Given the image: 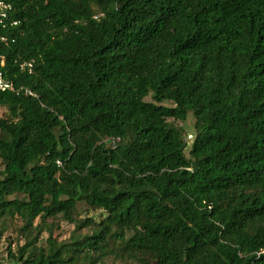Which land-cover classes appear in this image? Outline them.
Instances as JSON below:
<instances>
[{"label":"trees","instance_id":"16d2710c","mask_svg":"<svg viewBox=\"0 0 264 264\" xmlns=\"http://www.w3.org/2000/svg\"><path fill=\"white\" fill-rule=\"evenodd\" d=\"M3 1L0 264H264V0Z\"/></svg>","mask_w":264,"mask_h":264},{"label":"rangeland","instance_id":"374dc122","mask_svg":"<svg viewBox=\"0 0 264 264\" xmlns=\"http://www.w3.org/2000/svg\"><path fill=\"white\" fill-rule=\"evenodd\" d=\"M147 101H150V99H147ZM170 105V104H167ZM8 117V111L5 108H0V119L7 118ZM194 122L195 119L192 114H189L187 121L184 123H179L184 129L185 132V138L186 141L191 144V141L194 139ZM190 136H193L192 139L189 138ZM186 154L188 155V150L186 151ZM3 170V166L0 160V171ZM87 217H93L96 221H100L102 218H104V213L99 210H89L86 206L84 205H79L78 211L76 218L77 219H85ZM51 222V220H49ZM19 225V222L13 221L9 222L7 225L8 232L5 234L4 238L0 241V261H3L7 257V250L6 248L8 247L9 243L11 241L16 240V227ZM75 230V225L66 221H60L55 223V230H54V236L58 238L60 241H68ZM84 234H91L90 230H84ZM48 236L47 233L44 234V238ZM111 247L117 253L118 255H122L124 245L120 241H111ZM15 249V245L13 246ZM156 260V257L154 255H150L148 253H144L142 255V261L143 262H148L151 264H154ZM104 264H139L136 262L132 261H125L122 260L121 258L114 256L110 257L108 260L104 262Z\"/></svg>","mask_w":264,"mask_h":264},{"label":"built area","instance_id":"2783aa9c","mask_svg":"<svg viewBox=\"0 0 264 264\" xmlns=\"http://www.w3.org/2000/svg\"><path fill=\"white\" fill-rule=\"evenodd\" d=\"M14 8L10 3L0 0V43H8L10 41V29L17 27L20 21L13 15ZM22 69H29L32 71L33 63L23 64ZM0 90L16 91L14 83L5 78L2 71H0ZM27 93L31 94L27 91ZM189 138L192 139V136ZM61 165V162H58Z\"/></svg>","mask_w":264,"mask_h":264}]
</instances>
